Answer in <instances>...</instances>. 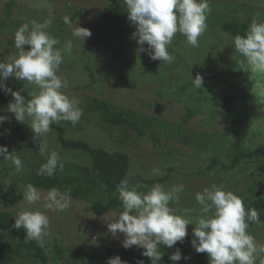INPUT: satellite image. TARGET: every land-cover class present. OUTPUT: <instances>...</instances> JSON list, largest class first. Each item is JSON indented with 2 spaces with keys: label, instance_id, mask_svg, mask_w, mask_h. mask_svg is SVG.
Returning a JSON list of instances; mask_svg holds the SVG:
<instances>
[{
  "label": "rangeland",
  "instance_id": "rangeland-1",
  "mask_svg": "<svg viewBox=\"0 0 264 264\" xmlns=\"http://www.w3.org/2000/svg\"><path fill=\"white\" fill-rule=\"evenodd\" d=\"M8 1L0 0V22L7 19L5 7ZM226 1L236 3L240 8L241 6H248L253 10L264 8V0ZM113 6V4L108 3V0H16L13 17L9 21L10 27L5 28V33L0 34V61L8 60L10 56L18 57L19 50L15 47L14 34L20 26L28 23L31 27V21L33 20L37 22H43L46 19L51 20V26L46 31L52 36L53 34H59L57 39L60 43L57 47L63 49L65 43L69 40L73 44L71 51L63 54L64 59L58 70V75L69 81V87L65 90L66 93L70 97L78 99L80 104H84V107L80 108L83 110V126L86 129L76 135L70 132L69 136L88 140L95 145L94 147H100L109 152L128 154L131 159L130 172H133L134 175H141L146 179L161 177V175H152L151 170L154 168L163 170L164 175L169 168L168 162H171V167H175L178 171L173 174L174 178L169 182L160 184L164 185L166 189H170L173 185L184 184V191L170 206L176 210L177 214L192 219L194 225L187 226L188 235L192 236L197 218L204 215L201 206L195 199L196 193L202 192L205 187H211L213 184L230 190L227 181L231 176H236L235 172L225 173L220 170V167L204 171L210 159L204 151L209 148L204 145L205 140L210 134L213 136L215 134L213 140L220 145L225 153L229 152L233 148L232 143H230L233 138L229 139L228 133L230 131L228 128L232 126L234 119L242 116V107L246 106L247 102H239L235 107V111H230L227 115L217 114L210 124L213 98L202 101L200 111L186 126L188 132L184 138L185 144L163 138L162 143L166 144L164 146L165 150L163 148L155 149L152 142L148 143L147 141L140 146L144 151L133 152V150H130L131 153L128 152V147L120 145L115 150H111L115 145L113 143L115 134L111 135V132L120 133L121 130L105 126L93 115L90 116L88 113L90 111L89 107H91L92 100L101 89L104 92V98L112 104L114 109L136 111L149 119L166 120L169 122L170 127H175V125L181 123L182 117L186 114V108L191 106L198 99V96L205 97L212 94L214 88L221 84L232 85L233 91L237 94V101L242 99L246 95L250 83L246 82L240 90H235L234 86L241 85L242 77L248 78L245 77V72H248L249 68L245 58L234 50L233 38L223 33L216 34L217 32L211 34L205 32V35L199 38V41H203V46L199 45L198 47H192L187 41L181 39L180 41L184 42V52L187 53L184 62H180L175 56L171 63L153 61L147 54L138 52L139 46H134L135 49L133 50L128 47L127 44L135 39L133 37L135 27L131 26L130 22L115 24L113 21L105 22L102 19L104 15L109 12L112 13L109 9ZM69 8H72V10ZM115 8L124 10V2L119 0L118 4L116 2ZM78 10L82 13L72 23L73 27L66 25L65 30L60 31L59 22H64L65 16L71 18L74 12ZM99 13L102 17L98 15ZM77 24L90 29L92 32L91 37L87 38L85 42L72 34L73 28ZM122 34L128 35L124 37ZM127 38L132 40H126ZM174 40L172 44H176L177 41ZM29 48L30 46H25V50H29ZM119 51L121 53L117 57ZM88 61L91 63L97 83L86 88L85 86L91 84V76L86 67ZM198 69L210 73L208 78L211 80V84L208 87L203 86L201 89L191 87L186 92H180L179 88L183 82L192 81V77L194 79L197 74L204 77V74L199 73L200 70L198 71ZM257 74V76L253 75L252 80L255 78L257 83L259 81L262 83L261 77L264 74ZM5 83L10 88L20 86L30 92L38 91L37 86L34 84L18 81L14 77H10ZM250 90L253 91L252 88ZM262 97L264 99V95ZM6 109L7 107L0 103V115L11 118L10 121L6 120L3 126L0 127V139L8 142L9 152L11 153L14 147H17L22 153H36V151H39L40 145L33 139L34 133L29 124L16 127L14 122L17 123L18 121ZM82 118L80 119L81 122L83 121ZM29 120L26 119L24 122H30L31 124V120ZM250 127L247 128L245 134L241 132L240 134L250 136L258 128H255V126ZM259 130L264 132V122H261ZM233 135L235 136V134ZM43 139L45 140L43 154L50 155L55 151L60 157L71 163L84 165L89 163L88 155L82 150L80 153H64L57 142L56 134L52 131L45 134ZM171 147H174V150L180 149L187 157L177 156V158H172L167 156L166 158V148ZM136 148L139 147L136 146ZM2 182L11 195L19 194L23 198V190L26 185L15 183L12 178H2ZM43 192L47 193V191ZM245 197L246 195L240 198L244 201ZM4 208L5 204L0 197V211H3ZM9 210L15 216L21 210H40L49 216L50 235L45 238L47 244L52 246L53 242L57 240L67 248L66 253L61 257L53 252L50 255L49 264H106L110 257L96 240V237L100 236L107 241L114 251L121 252L125 249L122 247L124 234L118 233L114 237L107 227L113 215H119L120 211L112 210L104 215H97L91 204L83 200H72L70 207L63 212L47 210L43 207V201L30 206L23 200ZM248 232L255 237L258 244H264V222L256 224ZM130 250L142 251L137 246H133ZM184 256L192 258V253L189 252ZM191 258L188 260L182 259L179 263L192 264L193 260ZM3 261H6V259H3ZM0 264H2L1 261ZM6 264L33 263L7 261ZM256 264H260V259H257Z\"/></svg>",
  "mask_w": 264,
  "mask_h": 264
},
{
  "label": "clouds",
  "instance_id": "clouds-1",
  "mask_svg": "<svg viewBox=\"0 0 264 264\" xmlns=\"http://www.w3.org/2000/svg\"><path fill=\"white\" fill-rule=\"evenodd\" d=\"M124 4L130 25L135 27L133 37L139 46L138 52L163 63L175 59L168 47L177 33L184 36L192 47L199 46V38L207 29V16L212 11L210 0H124ZM64 22L73 27L68 16L64 17ZM51 23L48 19L43 22L33 20L31 27L28 23L20 26L14 34L18 57L10 56L8 60L0 61V91L13 97L6 111L12 113L18 122L31 120L29 126L34 133L33 139L39 143L41 152L45 147L43 138L52 131V124L63 120L75 125L83 115L80 101L65 91L69 81L58 75L63 54L71 51L72 41H67L63 49L58 48L60 41L46 31ZM72 34L85 42L92 32L77 24ZM26 45L30 46L29 50H25ZM233 45L234 50L245 58L251 72L264 74V22L254 19L244 35L233 37ZM10 77L34 84L38 91L29 93L31 99L26 101L21 91H13L7 86L5 81ZM192 82L195 88L201 89L204 77L197 74L194 79L192 77ZM10 119L0 115V127ZM0 157L3 161H11L17 173L23 171L22 160L14 152L10 153L7 146L0 145ZM63 167L59 154L53 151L37 175L52 177ZM151 171L152 175H163L159 168ZM140 187L131 185L127 178L120 181L118 192L123 211L113 215L107 227L114 237L118 233L124 234L123 248L137 246L143 250L142 257H147L151 264H160L164 255L161 246L171 249L178 242L182 243L188 236L187 226L194 225L192 219L177 214L170 206L185 186L177 184L166 189L156 183L147 192L139 191ZM195 199L204 214L197 218L192 231L191 245L197 253H207L209 264H256L257 259L264 264V244H258L247 231L250 222L260 223L255 208L246 210L242 198L215 184L197 192ZM22 200L30 206L43 201L47 210L63 212L70 207L71 189L61 191L53 187L45 194L29 183L23 190ZM12 227L23 228L26 241H36L44 247L45 238L50 235V218L40 210H21ZM190 258L184 256L180 248L169 256L172 262ZM106 264L129 262L117 255L110 257ZM137 264H144V260H138Z\"/></svg>",
  "mask_w": 264,
  "mask_h": 264
},
{
  "label": "trees",
  "instance_id": "trees-1",
  "mask_svg": "<svg viewBox=\"0 0 264 264\" xmlns=\"http://www.w3.org/2000/svg\"><path fill=\"white\" fill-rule=\"evenodd\" d=\"M124 2V0H122ZM118 4L119 0H108V3L114 6L109 9L111 12L108 14L98 15L102 17L105 22L113 21L115 24H121L129 22L126 5L125 9L119 10L115 8V4ZM212 8L211 13L207 16V29L206 33L217 32L233 38L236 35H244L250 28V25L254 19L264 22V8L253 10L248 6H241L236 3H230L226 0H210ZM16 8V0H9L6 3V20L0 22V34L5 33V28L10 27L9 21L13 17V11ZM72 10V8H69ZM120 11V12H119ZM252 12V16H251ZM82 11H75L70 18L72 23L81 15ZM230 14V15H229ZM65 22H59L60 31L65 30ZM204 32V33H205ZM126 37L128 34H122ZM203 34L202 36H204ZM56 39L59 34H53ZM175 39V40H174ZM186 42V38L177 33L173 40L177 41L176 44H172L168 47V51L172 56H175L180 62H184L187 55L183 49V43L180 40ZM202 39V38H201ZM131 41L132 39L127 38ZM203 41H199V45L203 46ZM131 50L135 49L134 46H138L136 38L127 44ZM220 48V47H219ZM122 51V50H121ZM116 56L119 57L120 55ZM116 57V58H117ZM188 60V59H187ZM177 64V63H176ZM188 65V63H187ZM91 76V84L95 85V73L91 68L90 61L86 64ZM156 67V66H154ZM200 69H198L199 71ZM199 73L204 74V87H208L211 84L210 76L208 72L200 70ZM248 78H243L241 85L234 86L235 90L242 89V86L249 82V88L246 91V95L239 101H237V94L233 91L232 85L221 84L214 88L212 94L202 97L198 96V99L194 103L187 107L186 114L181 119V123L170 127L168 121L163 119H149L143 116L141 113L129 110H117L114 109L112 104L104 98V92L99 89L98 95L92 100L90 116H94L105 126L117 128L121 130L118 132H111L115 134L113 143L115 145L113 149L118 145L128 147L133 152H141L144 149L140 148L142 143L148 141L152 142L155 149H164L166 144L162 143L163 138L170 139L173 142H182L185 144V135L188 132L186 126L193 120V118L200 111L201 102L212 99L213 108H211L209 123L215 119L216 115H227L230 111H235V107L239 102H247V105L242 107V116L234 119L232 126H230L228 137L232 139L233 148L225 153L220 145L213 140L214 136L210 134L205 140V144L208 149L204 151L209 155V162L204 171H210L217 167L223 172H235L236 176H231L228 181V188L233 191L234 194H238L240 197L246 195L244 204L246 210L255 208L259 213L260 223L264 222V132L259 130L261 122H264V76L261 77L262 83L256 82L253 75L257 73L245 72ZM194 87L191 80H187L180 86V92H186L189 88ZM101 88V87H99ZM252 88L253 91L250 89ZM13 91H21V94L25 97L26 101L31 99L26 88L12 87ZM13 101V97L9 94L6 95L3 91H0V103L8 107L9 103ZM79 107H84V104H79ZM159 108V107H158ZM221 109V110H220ZM87 113V112H86ZM82 118V117H81ZM83 121L79 120L78 123L73 125L70 121H60L51 125L52 133L56 134L57 142L60 145L61 150L64 153H80L81 150L88 155L89 163L75 164L63 157H60L64 167L63 170H57L52 177L47 175H37V171L47 160L50 155L43 154V152H25L22 153L17 147H14L11 152L19 156L24 164L23 171L17 173L15 166L11 161H3L0 157V197L5 204L3 211H0V261L2 264L9 262H27L33 264H49L50 255L54 252L57 256L61 257L67 251V248L62 246L57 240L53 242L52 246H49L47 242L44 247H40L36 241H26V232L23 228L15 229L13 224L15 223V214L9 209L22 200L21 195H11L5 185L2 182V178H12L14 182L27 185L33 184L38 189L48 191L53 187L64 191L65 189H71L72 200H83L91 204L93 211L97 215H104L109 211H123V205L119 200L118 185L121 180L127 178L131 185H141L138 190L147 192L149 187L156 183H166L173 179V174L178 170L175 167H171L172 163L168 162L167 172L161 177L146 179L141 175H134L130 172L131 159L126 153L121 152H109L103 148L94 147L88 140H83L77 137H70V132L76 135L78 132L85 131L86 127L83 126ZM239 120V121H238ZM30 121V120H29ZM16 125H15V124ZM16 127L30 125V122H14ZM255 123V124H254ZM259 123V124H258ZM258 125V126H257ZM258 127L255 133L250 136L244 135L247 132L248 127ZM250 127V128H251ZM244 133V134H240ZM131 134V135H129ZM235 134V136L233 135ZM248 134V133H247ZM131 139V141H129ZM0 145L7 146V141L0 139ZM139 147V148H136ZM140 150V151H139ZM151 153V152H149ZM84 154V153H83ZM85 155V154H84ZM166 158L177 156L187 157L182 153L180 149L174 147L166 148ZM211 155V157H210ZM137 156V155H136ZM138 157V156H137ZM169 158V159H172ZM139 159V158H138ZM134 166V165H133ZM163 172V170L161 171ZM203 172V171H202ZM258 223H249L247 231L252 229ZM192 236L188 235L181 243L178 242L173 248L168 249L166 246H161V252L163 259L160 264H180L179 262H172L169 260V256L180 248L183 255L192 253V264H209V258L207 253H197L192 245ZM96 240L101 247L107 252L109 257L119 255L122 260L128 261L129 264H137V261L142 259L144 264H151L147 257L141 256V251H135L130 249H124L121 252L114 251L107 243V241L100 237H96ZM143 251V250H142ZM6 259V261H3ZM190 260V261H191Z\"/></svg>",
  "mask_w": 264,
  "mask_h": 264
}]
</instances>
